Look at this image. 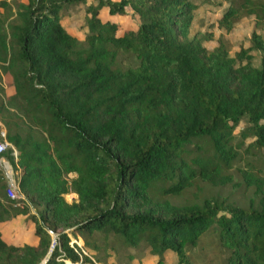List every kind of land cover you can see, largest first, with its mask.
I'll list each match as a JSON object with an SVG mask.
<instances>
[{"label":"trees","instance_id":"obj_1","mask_svg":"<svg viewBox=\"0 0 264 264\" xmlns=\"http://www.w3.org/2000/svg\"><path fill=\"white\" fill-rule=\"evenodd\" d=\"M88 1L0 0V81L11 87L0 86V141L23 196L9 198L0 170V223L25 215L38 238L13 244L0 231V264H114L77 244L100 253L109 235L139 263L264 264V37L254 30L230 55L223 39L205 46L211 32L191 33L203 5L221 9L226 32L244 16L262 28L264 0ZM81 4L83 38L61 20ZM103 8H130L135 30L119 34ZM199 183L253 195L246 206L167 198Z\"/></svg>","mask_w":264,"mask_h":264},{"label":"rangeland","instance_id":"obj_2","mask_svg":"<svg viewBox=\"0 0 264 264\" xmlns=\"http://www.w3.org/2000/svg\"><path fill=\"white\" fill-rule=\"evenodd\" d=\"M11 3L16 2H26L27 0H8ZM198 2V0H196ZM95 0H89L88 4L92 3L95 4ZM214 2H222L223 6H227V2L223 0H214ZM87 4H81L78 6H73L67 9L64 16L61 18L63 25L65 28L72 34L78 36L79 38H83L85 32L87 31V24L86 18L89 16L87 13ZM208 5H203L199 7L197 12V20L195 25L193 26L192 32L199 30L201 34L211 32L212 39L204 41L205 46L208 48H213L218 44L219 39H223L230 51V55H234L240 48H245L250 45V36L251 33L256 30L264 37V27L262 28H255V19L252 16H244L241 17L233 26L231 31L226 32L224 29L218 28L215 24L216 16H219L221 13V9H218L216 6L211 7L212 9L209 10ZM219 15H216V14ZM110 14V13H109ZM107 12V9H102L99 13V18L102 20H114L118 23V33L122 34L124 32L134 31L135 25L138 22V18L136 15L132 13L130 8H127V12L123 15H115L110 16ZM212 24H214L212 26ZM252 62L255 66L260 64L261 53L259 51H252ZM3 84V81H0V86ZM3 87V85L1 86ZM4 88V87H3ZM5 90V88H4ZM6 92V90H5ZM2 93L0 92V97ZM264 123V120L262 121ZM244 123H241L240 126H243ZM239 128L236 129V131ZM5 165L7 168H3L2 172L7 179V172L9 171L12 174L14 180H18L19 170L13 168L10 162L4 157ZM11 170V171H10ZM73 177V175H69V178ZM237 180V179H236ZM8 182V179H7ZM253 195L252 189L246 190L244 187H234L233 185H227L223 187H214L206 183H199L196 186H193L183 193L179 195H170L167 198L172 201L173 203H186V202H200L202 198L207 196H219L220 198H225L228 201L236 202L241 205L246 206L248 203V199ZM75 193H69L65 196V199L68 202L75 200L76 198ZM24 216V215H23ZM19 222L11 220L10 223H5L0 225V229L3 232V238L8 243L13 244H21L24 242L33 243L34 242V234L32 231H27L26 227L30 223L27 218H23ZM19 227V228H18ZM98 243L102 246L108 247L104 249L101 248L100 253L91 248L83 247L82 242L78 241L77 244L83 249V251L91 256L100 255L103 256L104 254H109L106 258L107 262H111L114 264H156L155 257H148L142 263L138 262V259H134L130 261L127 258L128 253H133L138 256L140 253L138 250L133 248H126L122 246L115 236L109 235L106 238L103 236H98ZM105 250V251H104ZM174 258L172 255H168L165 259V264H173Z\"/></svg>","mask_w":264,"mask_h":264},{"label":"built area","instance_id":"obj_3","mask_svg":"<svg viewBox=\"0 0 264 264\" xmlns=\"http://www.w3.org/2000/svg\"><path fill=\"white\" fill-rule=\"evenodd\" d=\"M1 136L2 138L5 137V132L1 131ZM8 146V143L3 139L0 141V170H3V168H7V166L5 165V160L3 157V152L6 149V147ZM7 172V179H8V187H7V195L9 196V198H11L12 200H18L20 198H22V194L19 191V187H18V183L16 180H14V178L12 177V174L9 171Z\"/></svg>","mask_w":264,"mask_h":264},{"label":"crops","instance_id":"obj_4","mask_svg":"<svg viewBox=\"0 0 264 264\" xmlns=\"http://www.w3.org/2000/svg\"><path fill=\"white\" fill-rule=\"evenodd\" d=\"M103 9H107V8H103ZM107 12H108V9H107ZM108 14H109V12H108ZM110 16H115V15H117V14H115V15H112V14H109ZM216 15H218V13L216 14ZM111 21H114V20H112V19H110ZM2 81H3V87L5 88V90H6V93H8V94H10L11 93V87L8 85V83H7V79L3 76V79H2ZM1 85V86H2ZM21 218V220L24 218H27L25 215L23 216V215H18L17 217H15V218H13V219H11V220H13V221H15V223L16 222H19L20 220H17V219H20ZM11 220H9V221H6V222H4V223H0V225H3V224H5V223H10V222H12ZM19 228V227H18ZM26 229H27V231H32V232H34L33 230H34V225H33V223H29L28 224V226L26 227ZM0 231H1V233H2V235H3V232H2V230L0 229ZM34 234V233H33ZM34 242L33 243H30L31 245H36L37 244V242H38V238L36 237V236H34ZM25 243H27V242H25Z\"/></svg>","mask_w":264,"mask_h":264},{"label":"water","instance_id":"obj_5","mask_svg":"<svg viewBox=\"0 0 264 264\" xmlns=\"http://www.w3.org/2000/svg\"><path fill=\"white\" fill-rule=\"evenodd\" d=\"M45 262H46V260L43 261V263H45Z\"/></svg>","mask_w":264,"mask_h":264},{"label":"bare ground","instance_id":"obj_6","mask_svg":"<svg viewBox=\"0 0 264 264\" xmlns=\"http://www.w3.org/2000/svg\"><path fill=\"white\" fill-rule=\"evenodd\" d=\"M11 171V170H10Z\"/></svg>","mask_w":264,"mask_h":264}]
</instances>
